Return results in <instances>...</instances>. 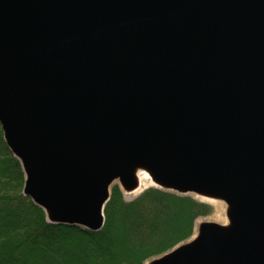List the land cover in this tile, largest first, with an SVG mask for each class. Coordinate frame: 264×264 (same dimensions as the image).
<instances>
[{"label": "water", "instance_id": "1", "mask_svg": "<svg viewBox=\"0 0 264 264\" xmlns=\"http://www.w3.org/2000/svg\"><path fill=\"white\" fill-rule=\"evenodd\" d=\"M0 126L47 222L145 173L227 218L149 264H264V0H0Z\"/></svg>", "mask_w": 264, "mask_h": 264}, {"label": "trees", "instance_id": "2", "mask_svg": "<svg viewBox=\"0 0 264 264\" xmlns=\"http://www.w3.org/2000/svg\"><path fill=\"white\" fill-rule=\"evenodd\" d=\"M24 173L0 126V264H144L188 239L210 203L149 187L126 200L113 184L96 232L47 222L23 195Z\"/></svg>", "mask_w": 264, "mask_h": 264}, {"label": "rangeland", "instance_id": "3", "mask_svg": "<svg viewBox=\"0 0 264 264\" xmlns=\"http://www.w3.org/2000/svg\"><path fill=\"white\" fill-rule=\"evenodd\" d=\"M117 185V184H116ZM118 186V185H117ZM151 187V186H150ZM148 188H149V186H148ZM122 191V190H121ZM123 193V192H122ZM139 194V193H138ZM138 194H136V195H130V194H123L124 195V198L126 199V200H130V199H132V198H134V197H136ZM192 196V195H191ZM194 197V196H193ZM195 198V197H194ZM196 199H199V198H196ZM199 200H201V201H205V202H207V203H210L209 201H206V200H203V199H199ZM211 205H212V207H213V211H212V213L210 214V215H208V216H205V217H202V218H199L196 222H195V225H194V229H193V233H192V235L188 238V239H186V240H184V241H182V242H186L187 240H189L194 234H195V232L197 231V228H198V225L201 223V222H215V223H218V224H226L227 223V218H226V214H225V211H226V204L225 203H223V202H220V201H217L216 203H210ZM217 214H220L221 215V220H218V219H216V215ZM181 242V243H182ZM181 243H179V244H181ZM179 244H177V245H179ZM176 245V246H177ZM175 247V246H174ZM173 247V248H174ZM172 249V248H171ZM169 251V250H168ZM162 255V254H161ZM153 258H156V257H153ZM153 258H149V259H147L146 261H145V263L144 264H149V262L153 259Z\"/></svg>", "mask_w": 264, "mask_h": 264}, {"label": "bare ground", "instance_id": "4", "mask_svg": "<svg viewBox=\"0 0 264 264\" xmlns=\"http://www.w3.org/2000/svg\"><path fill=\"white\" fill-rule=\"evenodd\" d=\"M138 178H139V187L134 192H132L130 195H136L144 188L152 185L150 178L145 173H138ZM209 202L216 203L217 200H210ZM216 219L221 220V215L217 214Z\"/></svg>", "mask_w": 264, "mask_h": 264}]
</instances>
